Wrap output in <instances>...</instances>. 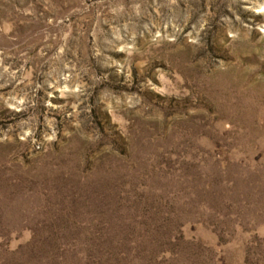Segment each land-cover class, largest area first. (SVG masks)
Wrapping results in <instances>:
<instances>
[{
  "label": "rangeland",
  "instance_id": "rangeland-1",
  "mask_svg": "<svg viewBox=\"0 0 264 264\" xmlns=\"http://www.w3.org/2000/svg\"><path fill=\"white\" fill-rule=\"evenodd\" d=\"M0 264H264V0H0Z\"/></svg>",
  "mask_w": 264,
  "mask_h": 264
}]
</instances>
